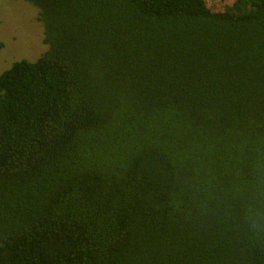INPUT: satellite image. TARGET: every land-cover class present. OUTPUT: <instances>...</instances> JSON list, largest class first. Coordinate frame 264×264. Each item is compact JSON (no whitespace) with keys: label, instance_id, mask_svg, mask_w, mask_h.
<instances>
[{"label":"trees","instance_id":"trees-1","mask_svg":"<svg viewBox=\"0 0 264 264\" xmlns=\"http://www.w3.org/2000/svg\"><path fill=\"white\" fill-rule=\"evenodd\" d=\"M25 1L0 264H264V0Z\"/></svg>","mask_w":264,"mask_h":264},{"label":"rangeland","instance_id":"rangeland-1","mask_svg":"<svg viewBox=\"0 0 264 264\" xmlns=\"http://www.w3.org/2000/svg\"><path fill=\"white\" fill-rule=\"evenodd\" d=\"M230 0H207L213 10ZM36 8L25 0H0V72L21 58L36 59L45 49Z\"/></svg>","mask_w":264,"mask_h":264}]
</instances>
